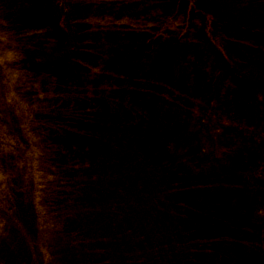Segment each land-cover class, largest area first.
<instances>
[{"label":"trees","instance_id":"obj_1","mask_svg":"<svg viewBox=\"0 0 264 264\" xmlns=\"http://www.w3.org/2000/svg\"><path fill=\"white\" fill-rule=\"evenodd\" d=\"M257 2L261 14L240 11L229 15L226 10L223 13L229 20L212 0H70L73 10L67 16L66 8L43 2L33 5L35 9L38 4L41 16L34 9L32 15H19L13 0H0V63L8 76L9 95L23 103L17 106L26 114L28 98L41 109L37 114L32 113L36 107H31L29 120L23 118L12 126L0 110V203L10 210L15 207L12 211L28 205L53 220L58 232L75 239L69 222L54 211H63L66 204L70 207L82 196H77V184L73 186L72 157L79 155L80 169H92L97 156L93 143L101 134L98 125L108 102L122 115L135 146L161 169L167 202L174 203L180 227L188 234L191 228L193 241L222 233L221 242L211 248L218 251L217 264H264V247H240L247 237L225 225L242 216L238 206L252 219L264 208V193L258 200L253 198L256 190L250 182L264 175V133L250 129L249 134L239 135L253 146L254 153H261L253 157L250 168L237 161L239 157L228 155L233 171H217L205 168L214 161L203 158L206 155L197 146L199 137L188 127L190 119L194 125L200 121L202 126L218 127L216 119L224 114L233 115L239 124L250 121L251 126L258 120L262 124L264 0ZM168 45L167 55L183 59L179 85L172 83L174 71L158 64ZM59 55L72 58L66 71L57 68ZM157 78L203 98L207 107L197 105L196 109L175 90L157 86ZM156 91L162 98L163 94L170 96L165 98L169 106L155 104ZM164 148L176 155L162 154ZM182 148L188 151L186 165L177 156ZM197 203L213 204L216 217L202 215ZM210 223L223 225L216 232L208 227ZM184 237L186 243L181 246L187 253L189 241ZM258 242L264 246V238L256 234L254 243ZM173 262L197 264L189 256L183 263L177 258Z\"/></svg>","mask_w":264,"mask_h":264},{"label":"rangeland","instance_id":"obj_2","mask_svg":"<svg viewBox=\"0 0 264 264\" xmlns=\"http://www.w3.org/2000/svg\"><path fill=\"white\" fill-rule=\"evenodd\" d=\"M212 1L222 7L218 10L224 15L223 12L226 10L229 15L240 13V11L241 13L261 14V11L257 10V0L250 2L248 0ZM38 2L58 5L62 10L66 8V16L73 10V6H69L70 0H13L19 15H32L33 5ZM63 2L66 4L64 7L62 6ZM35 6L34 12L41 16L42 10L38 8V4ZM59 14H62L61 11ZM225 16L229 20L232 19ZM64 21H66V17L63 18L62 25L65 24ZM251 26L254 27V25ZM169 46L163 50L162 58H158V64L159 67L162 65L161 69L163 70H170L171 73L174 71L175 79L172 83L179 85L183 59L180 58L181 55L173 53L167 55L170 49L166 48ZM70 64H72V58L64 56L59 59L57 68H60V71H66L64 69H67ZM2 66L3 64L0 63V110L6 117L7 124L12 126L18 121L29 120L30 114L35 112L39 114L41 109H39V104L33 105L36 101L32 102L30 98L24 102L28 105L29 113L26 114L25 109L17 106V103H23L9 95L11 87L6 84L8 76L3 73ZM38 68L43 69V66ZM146 76L150 77L147 72ZM155 80L158 81L159 78ZM163 81H158L156 85L175 90L179 93V97L187 98L188 103L191 100V105L194 104L196 109L197 105H201L202 108L207 107L203 98H196L194 93H185L184 89L178 90L179 86L172 88ZM13 89L15 90V87ZM34 89L39 92L37 88ZM32 90L33 88H30L29 92ZM158 93L160 92L156 91L155 104L160 107L169 106L165 98L170 99V96L166 97L163 94L164 98H162ZM105 103L104 110L101 112L103 116L98 125L101 134L93 143L97 156L92 163V169L85 172L80 169L83 162L79 164V155L75 154L72 157L75 168L73 186L77 184V196L80 193L82 196L77 199L75 193L73 198L77 199L76 203H71L70 207L69 204H66L63 211L56 209L54 211L55 216L69 222L70 228L76 233L75 239H70L62 232H58L52 226L53 220L45 219L42 214L35 212L28 205L20 206L19 210L16 208L17 211H12L15 205L11 204L13 208L10 210L9 206L4 207L0 203V264H174L175 258L183 263L188 259V256L193 260L196 258L197 264H217L218 251L211 248L221 242L222 233H216L207 240L193 241L191 228L188 227V234L186 230L184 231V227H180L174 203L167 202L166 192L160 183L161 169L150 159H147L141 152L142 150L135 146L131 139V130L123 121L122 115L113 108L112 104ZM31 107H36V109L32 110ZM260 108L262 124L259 125V120L252 124L259 128L251 127L250 121H246L244 125L239 124L234 120L233 115L227 114L222 115L221 120L216 119L218 127L206 124L202 126L196 119L194 125V119H190L188 127L194 135L199 137L200 142L197 146L206 155L203 158L206 161H214V164L208 163L206 169L210 170L215 167L217 171L225 168L233 171L230 166L232 159L229 156L239 157L236 160L244 162L245 167L247 166L246 169L250 168L255 161L253 157L260 156L261 153H254L253 146L239 135L249 134L250 129L251 131L253 129V132H257V134H260V131L264 133V107L260 106ZM31 110L32 113H30ZM186 110L188 111V109ZM179 113L184 115L180 110ZM257 140H259V136ZM162 152L167 155L171 153V150L164 148ZM171 154L176 155L175 152ZM187 154L186 148H182L177 154L178 159L185 165L189 160L186 157ZM247 157L252 159L249 163L245 160ZM250 182L254 186L253 190H256L251 196L258 200L264 193V175H256ZM71 196H73L72 192ZM197 204L202 215L208 218L216 217L212 215L217 214L213 204ZM238 208L243 213L242 216H237L239 221L236 219L227 220L225 225L228 227L226 228L234 229L247 237L240 247H255L256 245L259 249L263 248L264 246L259 242L254 243V241L256 234L264 238V208L258 214L256 213L253 219L247 210L239 206ZM67 210H69L68 213H66ZM217 212L227 216L221 211ZM185 213L187 212L185 211ZM230 214L229 216H231ZM255 217L258 218L253 221ZM221 223L224 222L221 221ZM235 224H242V229L234 226ZM220 225L223 224L210 223L208 227L218 232L217 227ZM239 233H237L238 237ZM184 236L188 238L191 253L182 251L181 243H186ZM198 246L201 249L200 252L196 249ZM223 247L225 253H228L226 245ZM202 254H206V256L202 258ZM232 255L236 257L234 254ZM254 256L258 259V256Z\"/></svg>","mask_w":264,"mask_h":264}]
</instances>
